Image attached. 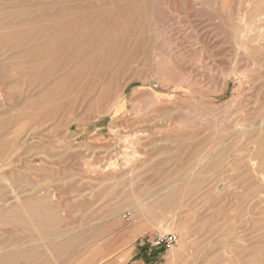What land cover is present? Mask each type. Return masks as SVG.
<instances>
[{"label": "rangeland", "instance_id": "1", "mask_svg": "<svg viewBox=\"0 0 264 264\" xmlns=\"http://www.w3.org/2000/svg\"><path fill=\"white\" fill-rule=\"evenodd\" d=\"M263 121L264 0H0V264H264Z\"/></svg>", "mask_w": 264, "mask_h": 264}, {"label": "built area", "instance_id": "2", "mask_svg": "<svg viewBox=\"0 0 264 264\" xmlns=\"http://www.w3.org/2000/svg\"><path fill=\"white\" fill-rule=\"evenodd\" d=\"M176 242L177 238L172 233H148L136 239L137 246H143L149 249L169 248L175 245Z\"/></svg>", "mask_w": 264, "mask_h": 264}, {"label": "bare ground", "instance_id": "3", "mask_svg": "<svg viewBox=\"0 0 264 264\" xmlns=\"http://www.w3.org/2000/svg\"><path fill=\"white\" fill-rule=\"evenodd\" d=\"M111 4H112V3H111ZM113 7H114V6H113ZM88 17H89V16H88ZM89 18H92V17H89ZM91 20H93V19H91ZM93 21H94V20H93ZM68 30H70V29H68ZM89 35H90V34H89ZM91 36H92V35H91ZM120 46H121V45H120ZM121 47H122V46H121ZM101 58H102V57H101ZM257 63H259V62H257ZM257 63H256V64H257ZM260 63H261V62H260ZM80 74H81V73H80ZM129 76H130V75H129ZM129 76H128V77H129ZM262 120H263V119H262ZM263 122H264V121H263ZM255 123H256V122H255ZM255 123H254V124H255ZM251 124H253V123H251ZM251 127H252V126H251ZM237 133H238V132H237ZM234 134H236V133H234ZM260 134H261V133H260ZM214 135H215V134H214ZM216 135H217V134H216ZM232 135H233V134H232ZM229 137H230V136H229ZM229 137H228V139H229ZM232 138H233V136L231 137V139H232ZM228 139H227V140H228ZM231 139H230V140H231ZM220 140H221V139H220ZM224 140H225V139H224ZM206 142H207V141H206ZM201 143H202V142H201ZM212 152H213V151H212ZM193 156H194V155H193ZM263 158H264V157H263ZM263 158H262V159H263ZM7 182H8V181H7ZM9 186H10V185H9ZM11 205H12V204H11ZM20 205H21V204H20ZM23 206H24V205H23ZM30 208H31V207H30ZM27 209H28V208H27ZM31 217H32V216H31ZM10 219H11V218H10ZM12 220H13V219H12ZM38 220H39V219H38ZM16 223H17V222H16ZM22 223H23V222H22ZM18 224H19V223H18ZM46 228H47V227H46ZM58 238H59V237H58ZM14 248H15V247H14ZM19 248H20V247H19ZM11 249H12V248H11ZM47 251H48V250H47ZM14 252H15V251H14ZM22 253H23V252H22ZM20 256H21V255H20ZM28 261H29V260H28Z\"/></svg>", "mask_w": 264, "mask_h": 264}]
</instances>
